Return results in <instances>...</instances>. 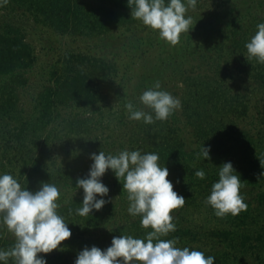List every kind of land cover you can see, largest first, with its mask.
Here are the masks:
<instances>
[{"label":"trees","instance_id":"1","mask_svg":"<svg viewBox=\"0 0 264 264\" xmlns=\"http://www.w3.org/2000/svg\"><path fill=\"white\" fill-rule=\"evenodd\" d=\"M28 1L40 5L42 22L62 32H107L116 20L93 14L76 0ZM109 1L152 12L171 2ZM63 56L62 66L50 72L51 86L38 94L30 114L24 117L19 91L27 83L26 74L35 57L17 26L0 25V264H127L132 260L143 264H245L247 259L264 264V215L259 219L264 213L263 190L256 194L253 206L231 197L234 227L202 230L176 219L183 208L224 192L236 172L253 184L262 180L264 140L252 143L250 137L243 138L235 130L236 120L249 112L248 103L239 101L237 93L227 98L221 91L227 61L214 63L207 80L197 77L190 88L186 86L182 115L194 131L197 149L193 155L180 149L173 122H162L151 107L129 127V165L117 157L116 149L108 153L91 117L61 113L74 104L104 103L113 68L79 54ZM260 58L258 78L264 90V55ZM262 106L258 133H264V100ZM60 131L63 135L57 134ZM70 134L90 140V148L68 162H58L53 159L55 142L61 146L62 138L68 139ZM201 156L206 163H197ZM226 156L233 165L226 164ZM67 192L71 197L61 205L41 203L54 209L47 220L36 223L32 215L35 199L51 200ZM115 194L128 200L124 216L129 220L122 224L116 222L120 212L113 201ZM253 224L255 229L250 230Z\"/></svg>","mask_w":264,"mask_h":264},{"label":"rangeland","instance_id":"2","mask_svg":"<svg viewBox=\"0 0 264 264\" xmlns=\"http://www.w3.org/2000/svg\"><path fill=\"white\" fill-rule=\"evenodd\" d=\"M13 1L0 0V25L17 26L35 57L26 74L27 83L19 91L24 117L30 114L38 94L51 86L50 72L62 66L63 55L79 54L113 68L114 75L108 83L109 95L104 103L96 106L70 105L62 110L63 116L91 117L98 125L95 132L106 144L108 153L116 149L117 157L130 165L127 155L129 127L152 107V111L160 114L162 122H173L180 149L193 155L197 149L194 131L188 118L182 115L181 101L187 96L184 94L186 86L190 88L197 77L207 80L212 68L216 67L214 63L226 60L227 71L221 91L227 98L237 93L238 100H246L249 106L248 114L234 123L235 130L243 138L250 137L252 143L264 140V133H258L264 100L258 78L260 57L264 55V0H171L163 10L155 12L116 5L109 0H76L81 8L93 14L116 18L112 28L101 33L62 32L42 22L44 16L39 4L28 0ZM234 41L240 44L236 46ZM255 49L259 53H254ZM57 134L63 135V132ZM60 145L55 142L56 157L53 159L68 162L71 156L86 154L91 142L70 134L68 139L62 138ZM197 161L206 163L203 156ZM226 162L234 164L230 156H226ZM237 173L233 174L224 192L199 199L195 207L177 212L176 219L202 230L234 227L231 197H240L253 206L256 194L264 191V171L258 184L245 181ZM61 195L63 197L53 196L51 200L35 199L32 215L36 223L47 220L54 209L48 210L41 203L57 202L58 206L71 197L69 192ZM113 201L120 212L116 222L122 224L124 219L129 220L124 216L128 212V200L115 194ZM175 212L169 213V217H174ZM263 215L262 212L259 219ZM253 229L255 224L250 228ZM127 264L143 262L132 260ZM245 264H252V261L247 259Z\"/></svg>","mask_w":264,"mask_h":264}]
</instances>
